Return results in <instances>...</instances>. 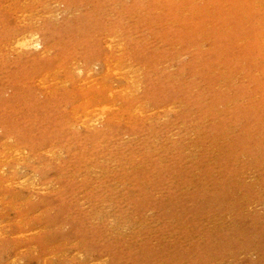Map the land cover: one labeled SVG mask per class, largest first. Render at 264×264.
<instances>
[{
	"label": "rangeland",
	"instance_id": "obj_1",
	"mask_svg": "<svg viewBox=\"0 0 264 264\" xmlns=\"http://www.w3.org/2000/svg\"><path fill=\"white\" fill-rule=\"evenodd\" d=\"M164 1L0 0V99L21 96L0 128V264H264V160L232 149L247 116L223 120L225 102L258 97L236 94L247 78H223V57L192 72ZM92 13L97 26L69 30Z\"/></svg>",
	"mask_w": 264,
	"mask_h": 264
},
{
	"label": "bare ground",
	"instance_id": "obj_2",
	"mask_svg": "<svg viewBox=\"0 0 264 264\" xmlns=\"http://www.w3.org/2000/svg\"><path fill=\"white\" fill-rule=\"evenodd\" d=\"M253 1L254 0H208V4H202L204 6L194 14H189L188 11L194 8L195 0H165L162 4L164 17L173 20L180 33H182V28L189 29V32L183 35L187 38L186 49L192 58L191 68L193 73L203 71L207 76H214L217 70L218 60L223 57L227 65V70L222 74L223 78L227 77L228 82H232L233 75L238 70H242L243 77L245 76L247 78L246 85L242 87L237 86L235 88L236 94H245V96L251 99V102H254L258 97L257 106L254 104L248 106L238 105L236 101L232 103L225 102L226 106H228V115L226 114L223 117L224 122L226 121L230 124L240 119L241 116H247V123L240 129L241 134L238 135V133H236V135H234L231 146L232 149L236 148L238 151L240 150L238 159H241V163L250 165L257 164L264 160V143H262V146H258V143L253 141V137L251 139L252 134L256 131V127L264 125L262 122V112L260 110V108L264 109V11L256 4L252 3ZM218 6L224 7L225 10L224 14L221 16V19L225 21L227 26L224 36L219 34L217 28L219 17L216 14V9ZM97 25L98 21L94 17V13H92V15L88 16H78L77 26H72L69 30L77 34L91 26L95 27ZM182 37L181 35V38ZM205 42L210 43V48L208 50L202 49ZM34 44L40 46L37 41L30 43V45ZM159 65L160 61L157 60L155 66ZM4 93V89H0V98ZM18 95L20 96V93H15L14 96L8 100L0 99L2 106L0 107L2 110L0 114V128L6 126V119L4 116L10 115H5V112L8 111L6 108H12L18 103ZM221 96V94H217L218 98H221ZM203 108L206 110L209 109L208 105H201V112ZM12 121L13 115L8 118V123L13 127L14 124L12 125ZM260 141L261 140H259V142ZM229 173H225L223 179L226 181L231 180V184L235 176L231 172L232 175L227 177ZM188 183L191 187L193 186V183ZM227 186L223 185L225 192H228L229 187L227 188ZM236 186V188H238L240 185ZM245 188L244 185L241 188L243 194L246 195L247 192V195H249L250 190ZM249 188L252 190V186H249ZM230 193L234 192L232 191ZM200 194L205 197L204 200H207V203L215 202L217 207L223 210L222 200L224 197L219 194L218 191L210 192L206 189L202 190ZM243 194L239 196L243 198ZM247 195L246 197H248ZM242 202L243 201L235 204L237 206V204ZM246 202H248V199H246ZM181 207L182 205H180V202H173L168 206V208L176 210H179ZM219 209L218 211H220Z\"/></svg>",
	"mask_w": 264,
	"mask_h": 264
}]
</instances>
